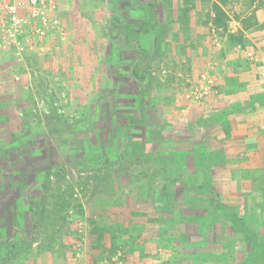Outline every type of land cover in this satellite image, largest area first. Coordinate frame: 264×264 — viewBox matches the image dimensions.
I'll return each instance as SVG.
<instances>
[{
    "label": "rangeland",
    "instance_id": "374dc122",
    "mask_svg": "<svg viewBox=\"0 0 264 264\" xmlns=\"http://www.w3.org/2000/svg\"><path fill=\"white\" fill-rule=\"evenodd\" d=\"M207 1L58 0L64 40L52 37L44 51L20 57L0 51V240L16 235V255L3 264H125L135 258L130 249L142 264H161L164 238L153 237L162 230L177 249L168 264H264V244L250 241L230 212L220 218L201 187L242 214L244 228L264 234V135L247 137V128L229 130L224 121L210 127L205 108L223 87L249 94L262 75L255 43L222 45L255 21V7L247 8L255 0H233L240 8L228 10L227 29L207 26L213 36L202 26L204 39L195 40L186 21L195 10L206 19ZM132 64L143 76L137 84ZM238 78L247 88H234ZM190 154L201 157L192 164ZM104 156L113 163L105 166ZM208 218L223 224L210 232L216 244L186 243L184 231L193 224L207 232ZM132 227L134 243L123 240Z\"/></svg>",
    "mask_w": 264,
    "mask_h": 264
},
{
    "label": "crops",
    "instance_id": "0c3cea01",
    "mask_svg": "<svg viewBox=\"0 0 264 264\" xmlns=\"http://www.w3.org/2000/svg\"><path fill=\"white\" fill-rule=\"evenodd\" d=\"M218 1L223 2V5H220L218 3ZM207 5H208V9H207V13H206V19H201L198 20V14L199 12L197 10L195 11H190V18H188L187 22V26L189 27V35L190 37L192 36L193 32H195L194 39L198 38V40L202 41L204 38V36H199V31L200 29L202 30L203 27H205L203 33L206 34L211 28L213 29H220L223 28L222 26L216 27L214 24V20H215V16H216V8L215 6H217L219 9H221L225 15L228 14V10L232 11H237L240 8V6L236 5V3H234L233 0L229 1V0H208L207 1ZM259 0H255V2H250L251 4L247 7H255V21L252 20L251 26H249V24L245 23V25H243V27L246 29L243 30L242 32H240L238 35H236L235 33L232 32H228L227 36L223 39L222 41V45L223 47H229V48H233L234 46H238L237 44H244V43H255V53L259 56L260 59H262L259 62H264V2L263 3H258ZM57 4H58V0H57ZM220 5V6H219ZM236 5V6H235ZM59 7L60 4H58V11L57 14L59 12ZM244 13V12H242ZM246 14V13H244ZM229 15V14H228ZM238 20L240 19V13L239 16L236 17ZM118 21L117 23L121 24V21H123L122 19H117ZM206 21V22H205ZM226 21V20H225ZM243 21V20H242ZM125 24H127V22L123 21ZM122 22V23H123ZM205 22V23H204ZM227 22V21H226ZM257 22V23H256ZM178 24V23H177ZM242 24V22H241ZM117 25V24H116ZM116 25H113V28H115ZM131 25V24H130ZM203 26V27H202ZM207 26H210L211 28H208ZM227 23H226V29H227ZM234 29L236 30V28L234 27ZM126 30V29H125ZM193 30V32H192ZM201 32V31H200ZM210 32V31H209ZM245 32V33H244ZM118 33V32H117ZM115 33V36L116 34ZM192 33V34H191ZM202 33V35H203ZM198 34V35H197ZM208 34H212L211 32ZM219 34V33H218ZM213 35V34H212ZM221 37V34H219ZM206 36V35H205ZM214 36V35H213ZM234 36L235 39H239L240 41H230V38ZM242 36V38H240ZM222 38V37H221ZM123 41L129 45L131 44V42L127 39L126 35H123ZM192 38V44L193 45L197 40H194ZM209 39V37L207 38ZM177 41L179 43L183 42V38L181 37V35H179ZM243 46V45H242ZM226 49V48H225ZM225 49H220V54L222 55V57L224 56V53H226ZM133 50H136V54L140 52H137L136 49V44H133ZM139 50V49H138ZM192 50H190L191 52ZM261 54V55H260ZM138 55V57H139ZM226 55V54H225ZM137 59V58H136ZM136 59L134 61H136ZM233 63V62H231ZM135 64V63H134ZM134 64H132L130 67L134 69ZM261 68L259 72H262V75H260L258 78L255 77V86L249 94H243L240 93L238 91H227V90H223V88H220V92L219 94L216 96V98L213 99V101L207 102L206 103V111H207V116L210 120L209 123H212L214 120L216 119H220L221 121L227 122L229 125L235 124L234 128L239 126L238 124L242 125L244 128H247L245 131V134L247 135V137L252 136V138L258 140L261 138L262 135H264V63L263 65L260 64ZM231 67L237 69L235 67V63L234 65L231 64ZM133 69L130 72V75H133ZM146 71H148L147 69L141 71L142 73H145ZM240 74H238L237 76H239ZM241 80V81H240ZM236 81H240L242 83H234L235 85V89L240 88H247L245 87L244 83L248 81L244 80L243 78H238L237 80H233V82ZM249 83V82H248ZM233 84V83H230ZM249 86V85H247ZM223 90V91H222ZM255 96V110H249V108L251 109V104L253 102V98ZM179 103H185V99L182 98H177ZM248 108V110H247ZM223 110H225L226 112H223ZM252 111V112H251ZM169 126L171 124V129L173 130V126L175 125V122H172V120L167 121ZM163 123V122H162ZM220 123V122H219ZM246 123V124H245ZM215 127L217 129H221L220 125H215ZM169 130V127L166 129ZM233 133V131H231ZM201 140H204L203 137H201ZM162 257L156 261L158 263L161 264H168V256L167 253L162 252ZM134 256V255H133ZM140 254H135V258L133 259L132 255L131 258L128 261H125L124 263L126 264H135V262L139 261V263H143V261H140Z\"/></svg>",
    "mask_w": 264,
    "mask_h": 264
},
{
    "label": "trees",
    "instance_id": "16d2710c",
    "mask_svg": "<svg viewBox=\"0 0 264 264\" xmlns=\"http://www.w3.org/2000/svg\"><path fill=\"white\" fill-rule=\"evenodd\" d=\"M259 2L260 3H263L264 2V0H259ZM215 8L217 9L216 10V16H215V20H214V24H215V26L216 27H219V26H222L223 28H226V15H225V13L221 10V9H219L217 6H215ZM123 21H121V24L123 25V27L126 29V30H128L129 29V31L130 32H137V29H135V27H133L132 25H130V23H127V24H125L124 22L122 23ZM140 30V29H139ZM232 40H234V41H240L239 39H235V37L234 36H232L231 38H230V41H232ZM241 42V41H240ZM138 47H136V49H137ZM137 52H139V50H137ZM136 57L135 56H133L132 57V61L135 59ZM137 67L135 66L134 67V69H133V77H131L130 78V80L133 82V83H135V84H137L138 82H140L142 79H143V76L138 72V70L136 69ZM137 72L139 73V75L137 74ZM135 76V77H134ZM138 79V80H137ZM137 81V82H136ZM251 106V109L249 108V110H255V96H254V98H253V102H252V104L250 105ZM247 110H248V108H247ZM223 112H226L225 110H223ZM252 112V111H251ZM126 117V116H125ZM123 119V118H122ZM220 119H216V120H214L212 123H211V125H210V127H212V126H214V125H222V124H224L222 121H219ZM131 123H135V121H130ZM220 122V123H219ZM226 124V128L227 129H229V130H231V127H230V125L227 123V122H225ZM117 125H120V127H122V126H124V123L122 122H119V123H117ZM125 126H126V124H125ZM125 128V127H124ZM221 128H223V126H221ZM125 131V130H124ZM15 139H17L16 137H14ZM202 141L203 140H201V142H200V144H199V146H200V148H201V144H202ZM216 152V151H215ZM214 152V153H215ZM190 156H191V158L189 159V162H191L192 164H195L197 161L196 160H199L200 159V155H198L199 156V158H197V159H192L193 157H192V154H190ZM180 157V156H179ZM189 158V157H188ZM205 160V159H204ZM110 161V158H109V156H104L103 157V163H104V165L106 166H108V165H111L112 163H113V161L112 162H109ZM198 162H201V161H198ZM201 164V163H200ZM60 169H56L53 173L54 174H57L58 173V171H59ZM202 170H204V173H206L207 172V170H206V167H205V165H204V163H203V169ZM201 170V171H202ZM201 187H203L204 189H208L209 190V192L211 193V200L210 201H212L211 203H212V209H213V211L214 212H217V215H219L220 216V218H224V213L225 212H227V213H229L230 212V214H231V216H232V219H233V221H237L238 223H240V225L243 227V232H244V235L248 238V239H250V241L252 240V242H255V240L258 242V243H261V244H264V234H260V233H255V231H251V230H248V229H246V228H244V219H243V215L242 214H240V213H238L237 214V212H235L234 210H229L228 208H226V206L224 205V203H222V201L220 200V198H218V194L216 193V192H214L213 190L212 191H210L211 189H210V186L208 187V185H201ZM42 192H43V190H42ZM215 195H217V196H215ZM40 200L41 199H39V200H37V201H35V203L32 201V203H31V205H30V211H31V213H32V216L30 217L32 220V223H34V219H35V214H36V210H37V206H38V204H39V202H40ZM30 203V202H29ZM35 213V214H34ZM208 220L210 221V223L211 224H213L212 225V227L210 228V225L209 226H207L206 225V231L207 232H204V231H202V229H200L198 226H196V225H193L192 224V226H189L188 227V229L186 230V231H184V236H185V241H186V243H191V245L192 244H198V243H202V242H208V243H212V244H216V240H217V237L216 236H214L213 237V239L212 240H210L209 238H210V232L213 230V227H214V230H213V234H220V232L222 231V229H223V224H222V222H213V221H211L209 218H208ZM242 220H243V222L244 223H242ZM229 221V219L226 221V223H228V224H232L231 222L229 223L228 222ZM133 226H134V224H133ZM195 226V227H194ZM11 229L10 230H14L15 232H18L19 233V229L18 228H15V227H13V225H11ZM191 227H194L193 229H190ZM245 227H247L246 225H245ZM135 230V228H133L132 227V229H131V231H130V235L128 236L129 238L128 239H124L123 238V240H127V242H131V243H134V231ZM105 230H104V228L102 229H100V230H98L97 231V229H96V231H93V233L95 234V236H97V238L95 237V242H92L91 243V245H90V247H91V250H89V252H90V254L92 255L93 254V256L94 255H96V254H94V252H93V250L94 249H97V246H101L102 245V239H104V235H105V232H104ZM162 232L164 233V235L161 233V231H160V234H158V235H155L156 237H153L154 239L156 238H164V239H161V240H159V244H161V246L162 247H158V248H156V249H160V251L163 249H165V252L167 253V256L169 257V258H172V254H173V252H175V251H177V249H176V247H175V245L174 244H172L173 243V239L170 237V236H167V233H166V231L164 230H162ZM9 233H10V231H9ZM3 234V237L4 238H2L1 240H0V264H3L6 260H8L10 257H12V256H14V255H16L15 254V246H16V238H15V234L13 235V236H11V237H9L8 239L7 238H5L6 237V232L5 233H2ZM17 235H19V234H17ZM121 235H122V237H124V235H125V232H124V230H122L121 231ZM255 238V239H254ZM117 245H120V244H118V243H116V244H114L113 245V247H111V252H113L116 248H117ZM211 251H212V249H210ZM130 251H132L133 252V255H135V254H139V251H138V249H134V250H132V249H130ZM129 251V252H130ZM176 253V252H175ZM127 254H129V253H127ZM171 256V257H170ZM177 264H185V263H182V261L180 262V263H177Z\"/></svg>",
    "mask_w": 264,
    "mask_h": 264
},
{
    "label": "built area",
    "instance_id": "2783aa9c",
    "mask_svg": "<svg viewBox=\"0 0 264 264\" xmlns=\"http://www.w3.org/2000/svg\"><path fill=\"white\" fill-rule=\"evenodd\" d=\"M57 0H0V51L15 56L44 51L52 37L65 39Z\"/></svg>",
    "mask_w": 264,
    "mask_h": 264
}]
</instances>
